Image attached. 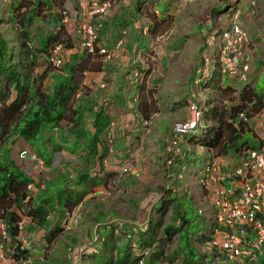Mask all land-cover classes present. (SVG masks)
Segmentation results:
<instances>
[{"label":"trees","instance_id":"obj_1","mask_svg":"<svg viewBox=\"0 0 264 264\" xmlns=\"http://www.w3.org/2000/svg\"><path fill=\"white\" fill-rule=\"evenodd\" d=\"M66 1L71 9H62L65 0H0V26L5 25L3 29L0 27V222L5 226L6 234L5 238L0 234V246L9 241L13 250L12 256L17 260L30 257L28 249H21L20 246L26 236L24 230L27 223L30 224L29 231L44 230L41 238L44 247L55 240L60 241L59 237L64 230V221L61 223V218L67 220V214L79 203L86 190L71 193L70 188L60 185L55 195L42 197L35 202L31 189H28L33 180L20 165L10 159L8 145L14 143L16 138H22L30 145L36 157L44 164L50 165L56 152H66L73 144H83L78 140L88 135V156L84 161L101 162L103 156L97 157L98 145L103 147L101 137L108 132L111 124L110 115L103 109L84 107L75 97L80 88L82 74L88 69L90 56L104 55L100 52L103 48L96 46L93 53L85 52L86 56L77 63L64 64L62 69L66 70L68 76H61L59 79L54 76V83L48 86V89L43 88L42 77L51 66L49 57L52 50L56 46L62 50L73 47L64 27V20L70 16V11L78 18L81 9H84L81 4L88 9L90 3V0ZM172 1L138 0L136 8L132 11V18L152 19L147 21L150 23L147 31L155 36L160 33L167 20L164 13ZM221 1L223 7L218 9L221 10L219 12L227 10L224 14L226 18L236 11L234 8L240 7L243 12L251 8L250 3L239 5V0H232L230 4L228 0ZM154 9H158L157 13ZM127 22L129 21L119 23L127 25ZM201 29L206 32L205 37L202 36ZM215 29L217 31H214ZM227 29L228 27H225L220 30L213 24L211 27L200 26L192 32L193 34L181 32L172 36L167 50H179L183 42L192 37L201 42L197 49L201 55L191 68L189 76H192L189 77L186 87L190 101L202 113V121L190 133L183 134L182 140L188 137L189 143L207 148L215 154L214 156L235 154L238 158L236 163H239L241 154L255 147L253 142L246 138L250 131L257 137L254 128L248 123L264 109V90L254 86L257 77L246 76L244 81H237L238 76L225 72L220 46L216 40L221 37L219 32ZM122 32H125V29ZM206 35L213 36L215 44L209 45ZM263 37L256 40L262 41ZM144 39L142 37L137 41L143 44L146 43ZM152 45L153 43L146 47L145 44L140 52L144 58L141 57V61H132L130 65V70L137 74L135 81L138 83V98L142 108L147 104L148 94L156 92L153 85L146 86L147 78L153 71L152 66L148 64ZM103 50L107 53L106 49ZM244 61L243 59L242 62ZM39 68H43L42 72L36 71ZM235 79L237 84H233ZM199 90L204 93V97L198 100L196 94ZM190 91L194 92L192 96ZM179 93L181 95L183 91ZM169 94L171 97L168 98L171 99L175 96V91ZM167 95L168 93L164 92L163 97L166 98ZM172 103L173 108L179 110L187 104L186 97L181 96L179 101ZM86 116L91 118L93 132L85 125ZM67 135L75 136L74 142L68 141ZM168 153L166 161L174 162L178 154ZM184 167V171H187V165ZM204 178L205 175L200 180ZM49 182L55 183L54 180ZM58 182L62 185L68 183L66 176L59 178ZM70 182H73L74 186L91 188L99 181L97 174L91 176L85 170L77 172L74 180ZM199 184L203 194L208 195L209 188L200 182ZM173 201L174 199L167 200L165 194H162L156 204L160 207L156 209V205L153 206L147 222L140 224L138 228L135 223L132 225L127 221L121 226L114 221L109 223L111 219L107 221L108 224L106 222L100 228L96 227L94 234L90 236V244L82 245L72 253L75 256L72 264H137L141 259L146 264H210L214 254L206 247V241L212 234V207L198 213L200 222L205 220L208 224L207 231L198 236L188 231L190 219L182 201L179 200L180 205H173ZM168 209V220L164 222L162 216ZM55 217H58L60 222ZM22 221L25 223L20 225ZM146 250L148 254L144 256L143 252ZM196 255L198 258L194 260Z\"/></svg>","mask_w":264,"mask_h":264},{"label":"crops","instance_id":"obj_2","mask_svg":"<svg viewBox=\"0 0 264 264\" xmlns=\"http://www.w3.org/2000/svg\"><path fill=\"white\" fill-rule=\"evenodd\" d=\"M248 1H245V3ZM137 4L138 0H114V4L107 15L93 19L96 32H98L96 45L98 48L106 49L110 57L107 58L105 55L90 56L88 69L83 72L80 88L75 95L80 105L92 107L94 110L103 109L111 117L109 130L101 137L103 147L98 145L99 153L97 157L102 155V161L93 163L84 161L88 156V135H85L84 138L78 140V142L83 144H73L68 151L54 154L55 158L60 159L64 172L56 175L51 193L44 194L43 191L42 193L40 192V186L34 178L23 168V164L28 168L34 161L35 155L29 144L22 138H13L15 139L14 143L8 145L10 146V159L20 165L26 175L33 180L31 191L35 202H38L42 197L46 198L55 195L60 185L61 187L70 188L71 193L86 190L79 203L74 206L71 213L67 214L66 221L71 218L74 220L82 218L88 230V235H93L95 228H100L101 225H104L106 222L104 223L103 221L110 219L113 214L120 215L123 212L122 206L125 207V212L123 213L130 211L133 218L137 220L142 206H147L149 203V207L147 206L148 220L152 214V207L158 204L162 194H165L166 199L169 201L174 199L173 205H180L181 202L179 203V200L187 199L192 205L198 206V211L210 209L212 207L210 203L211 195L210 193L208 195L203 194L204 191L199 187L200 178L205 175L204 167L214 158L211 161L215 163L218 170L220 184L227 186L228 178L226 175L238 164L236 163L237 155L214 156L215 154L208 151L207 148L199 144L192 145L189 143L188 137L179 140L176 146L177 152L168 150L167 139L171 133V127L174 122L183 121L188 117V104L191 99L187 87L184 88L185 90L183 89L181 95L173 96L171 99L168 98L171 97L168 90L165 91V93H168L166 98L160 97L159 91L162 90L160 86L162 81L158 82L157 78H165L170 74V71L168 72L164 67L160 70L162 71L161 73L160 71L151 73L147 78L146 86L153 85L156 87V92L148 94L147 104L142 108L143 105L140 103V98H138V83L135 81L137 74L134 70H130V65L132 61L142 60L141 49L145 44L147 47L153 43L150 40L153 34L147 31L150 23L142 19L139 20L137 17L135 19L132 18V11ZM260 5H262L260 9H264V1ZM87 10L84 6L78 18L70 11L69 20L65 21L66 23L64 22L65 30L71 38L73 47L63 48L64 63L59 69L51 72L52 74L50 75L52 77L56 76L59 79L61 76H68L66 70L62 69L63 65L71 62L77 63L86 56L85 52L77 47V27L80 19L88 16ZM125 20L129 21L127 22L129 25H121L119 23ZM123 29H125L126 33L122 32ZM121 33L122 35H120ZM142 37L146 39L144 41L146 43L139 44L137 39L140 40ZM120 39L123 42L118 45ZM261 42L260 44L264 46V43ZM254 49L257 50L258 46L255 45ZM170 51L167 48L163 49V52L161 50V54L163 53L162 62L170 54ZM258 63L264 64L261 60ZM42 70L43 68H39L36 71L42 72ZM47 71L49 72V67ZM53 79L49 87L54 83ZM43 88L48 89V86L43 85ZM192 94L193 92L190 93L191 96ZM181 96L186 97V105L179 110L169 107V104L173 101H179ZM167 102H169L168 107L166 105ZM74 105L76 104L74 103ZM172 113H176V117H172L170 115ZM263 114L264 109L256 117L249 120V126L254 128L255 122L260 117H264ZM64 124L65 122L62 123L63 126ZM147 124L148 129H146ZM85 125L88 130L90 129V132H93L89 116H86ZM248 135L252 138L250 142H253L256 147L258 145L256 135H253L252 131ZM74 139L75 136L67 135L68 141L74 142ZM22 151H26L24 155L20 154ZM168 152L172 155L178 154L176 160L169 165V168L165 165L166 158L169 155ZM64 157L67 160H62ZM37 159L39 158L37 157ZM184 165H187V171H184ZM48 166L51 167V164ZM124 166L128 171L121 174ZM85 170L91 176L98 175L99 182L96 186L91 188L84 186L81 188L80 186H74V183L70 182L74 180L77 172ZM120 175H126L125 179L128 180L126 182L127 189L138 192V195L132 198L129 193V196L124 200L119 189L118 192H113L112 196H109L111 206L108 208L98 202L97 198L104 192L109 191L113 186H116L118 182L120 183ZM63 176H66V182L68 181L66 185L58 182V179ZM47 181L49 182L50 180ZM130 183L133 188L129 187ZM56 219L60 222L58 217ZM147 220L139 223L135 221V224H143ZM62 221L66 222L63 217L61 218V223ZM29 225L27 223L25 231L29 230ZM2 230L5 231V226L0 222V233ZM28 233L27 239H31L33 244H36L35 246L44 247L43 239H41L44 234L43 229H36L34 232L28 231ZM23 247L28 249L29 258L31 259L34 258V254H44V250L38 252V249L32 248L29 242H26Z\"/></svg>","mask_w":264,"mask_h":264},{"label":"rangeland","instance_id":"obj_3","mask_svg":"<svg viewBox=\"0 0 264 264\" xmlns=\"http://www.w3.org/2000/svg\"><path fill=\"white\" fill-rule=\"evenodd\" d=\"M239 1H240L239 5L250 3L251 8L243 12V10L240 7L236 6L237 8H234L236 9V11L232 12L231 16L229 15V13L227 14L230 16V17L228 16V18L224 16V14L227 13L226 12L227 10L219 12L221 10H219L218 8L223 7V3L221 0H173L171 5L167 6L168 8H166L167 10L164 13V15L167 16L166 18L167 20H165L164 25H162V30L157 35L150 37V40L153 42V45H152L151 58L149 59L148 62V64L152 66L151 67L153 70L152 73L159 72L164 67L165 69L168 70V72L170 71V74H168L165 78H157L158 82L162 81L161 84L159 83L160 86L162 87V90L159 91L160 97H163L164 92L166 90H168L169 92L175 91V96H178L180 95L179 92L183 91V89L187 86L186 83L189 81V77L192 76V75L189 76L191 68L193 64L198 62V58L201 55V53L197 52V49L201 45V42L195 40L193 37L188 39L187 41H184L181 48H179V50L177 49L171 50V51H177V53L170 51V54H168L166 59L164 58V62H162L161 60V57H163V53L161 54V50L163 52V49L165 50V48H167V45L170 44L169 40L172 38L173 35L180 34L181 32L192 33L193 31H195V29L199 28L200 26L208 27L210 25L211 27L213 24H215V27L220 28V30L225 27H228L226 31L219 32L221 37L220 38L217 37L216 40V43H218V45L220 46L221 61L224 64L225 72L229 74L228 69L229 67L232 66L235 67L236 71H240L241 65L246 64L248 67L246 72L247 78L249 76L257 77L256 80L254 81V86L257 89L264 90V64L258 63V61L260 60L263 61L264 63V50H263L264 46L260 44L261 42L260 40L259 42L256 40L264 36V9H260L262 8V5L260 4H263L264 0H249V1L239 0ZM245 1L248 2L245 3ZM231 2L232 0H228V4H230ZM83 5L84 4L82 3L81 7L84 8ZM62 6H63L62 9H71L69 2L66 0L64 2V5ZM156 10L158 9H154V11L157 13ZM239 17L241 19H239ZM68 18L69 17L67 16V20H64V22L65 21L67 22L69 20ZM142 20L152 21V19L150 18L149 19L146 18ZM233 20H237L249 35V37L245 41H242L238 45L239 47L235 52L233 51L235 49L233 47L234 37L233 36L230 37L231 38L230 42L223 40V35L231 27ZM242 23L244 24L245 27L243 26ZM0 27L3 29L5 25H2ZM200 31H202L201 32L202 36L205 37L206 32L203 29H201ZM214 31H217V29H215ZM211 34L214 35V33ZM207 35L206 37L208 44L209 45L215 44L213 36H207ZM250 35L252 36V38H250ZM247 42H251V43L247 44ZM261 43H264V39L262 40ZM255 45L258 46L257 50L254 49ZM232 55L236 62L235 63L226 62V58H231ZM243 59L245 60L244 62H242ZM207 67H208V63L206 62L205 68ZM55 70L56 69L53 66H49V72L46 70L47 72H45V74L42 77V85L49 86L51 84V80L53 79V77L50 74H52L51 72ZM161 72L162 71H160V73ZM255 72L257 73L258 76H256ZM237 81L236 79L234 80V82ZM201 90L206 91V89H201ZM196 97L199 100L204 97V93H202L199 90L196 94ZM190 103L191 102H189L188 104V117L183 121L174 122L172 127L176 123L185 122L191 119L192 114L190 110V105L192 103L191 104ZM158 104L160 105V103ZM168 104L169 102H167L166 104L167 107ZM169 107H174V104L170 103ZM170 115L174 117L176 113L174 114L172 113ZM146 129H148V124L146 125ZM246 138H248L250 141L252 140L250 135H248V137ZM62 160L65 161L67 160V158L64 157V159ZM23 168L30 174V176L34 178V180L40 186V192L42 193L43 191L44 194H50L51 191L53 190L52 184H50L47 180H56L55 178L57 177L56 175L64 172V168L60 163V159L55 157L51 162V167L44 164L42 161H40V159H37V157L34 156V161L32 162V164H30L28 168L23 164ZM127 171H128L127 168H125L124 166L121 170V174L126 173ZM119 178H120V183L118 182L116 186H113L112 188H110L109 191L104 192L102 195L98 196L97 198L98 202H100L101 204H103L108 208L111 206L109 201V196H112L113 192H118L119 189L121 191L122 196L124 197V198L122 197L124 200L129 196L128 195L129 193L132 198L138 195V192L129 191V189H127L126 182L128 180L125 179L126 175H120ZM129 187L133 188L131 183L129 184ZM182 203L184 205V210L187 212V216L190 219L188 231L193 234H197L198 236H201L202 233L207 231L208 224L205 222V220L203 222H200V218L198 217V209H197L198 206L192 205L187 199H183ZM147 206L149 207V203L147 204ZM147 206L146 205L142 206L141 211L138 213L139 217L137 218V220L133 218L132 212L130 211H126V213H123L125 212V207L122 206L123 212L120 213V215L113 214V216H110L111 221L109 223L118 220L122 222L127 221V223H131L133 225L134 223H136L135 221H137L138 223L141 221H145L148 218ZM159 207H160L159 205H156V209H158ZM168 216H169V209L166 213L163 214L162 220H164V222L167 221ZM82 220H83L82 218H78L77 220L71 218L69 219V221H66L63 226L64 231L59 237L60 241L57 242V240H55L52 243H50L49 246L43 248L40 246H35L36 244H33L31 239L30 240L27 239L26 237L29 234L28 233L29 230L28 229L26 231L24 230L26 236L20 242L21 249L26 242H29L32 248H34L35 250L38 249V252L44 250L43 251L44 254H40V255L34 254L33 255L34 258L32 259L31 258L26 260H23L21 258L18 260L14 259L12 256L13 250L10 247L11 243H9V241H6L4 242V245L2 247V252H1L2 256L0 257V264H72L74 262L73 259H75V256H73L72 254L74 250H77L82 245L90 244L91 235H88L89 234L87 233L88 230L86 229L83 223L84 221ZM108 220L103 222L105 223ZM139 225H137V228L140 227ZM197 258L198 255H196L194 260H197ZM200 264H204V263H200Z\"/></svg>","mask_w":264,"mask_h":264},{"label":"built area","instance_id":"obj_4","mask_svg":"<svg viewBox=\"0 0 264 264\" xmlns=\"http://www.w3.org/2000/svg\"><path fill=\"white\" fill-rule=\"evenodd\" d=\"M114 4V0H90L87 14L82 17L77 27V47L83 52L93 53L97 43V32L92 20L107 15ZM234 37L233 51L245 41L249 35L237 20L223 35V40L230 42ZM123 40L118 41V45ZM237 44V45H236ZM107 58L110 57L100 49ZM234 55V54H233ZM226 58V62L235 63L234 57ZM53 67H60L64 63L62 49L56 46L49 57ZM247 65H241V70L229 67V74L238 76V81H244ZM191 119L176 123L171 128L167 139V148L177 152L176 146L183 134L190 133L202 121V113L195 105H190ZM254 130L257 134L258 145L241 154L240 162L226 175L228 185L220 184L218 170L213 161L204 167L205 178L200 183L210 190V203L213 209L212 234L206 241V247L213 253L210 264H264V117L255 122ZM26 151L20 154L24 155ZM172 160H167V167ZM31 189V185L28 186ZM201 211L199 210L198 213ZM22 221L20 225H23ZM121 226L122 221H114ZM2 238L6 237L2 230ZM0 246V257L2 256ZM148 250L143 252L147 255ZM137 264H146L143 259Z\"/></svg>","mask_w":264,"mask_h":264},{"label":"bare ground","instance_id":"obj_5","mask_svg":"<svg viewBox=\"0 0 264 264\" xmlns=\"http://www.w3.org/2000/svg\"><path fill=\"white\" fill-rule=\"evenodd\" d=\"M201 166V165H200ZM210 225H213V223H210ZM198 264H200V263H198Z\"/></svg>","mask_w":264,"mask_h":264}]
</instances>
